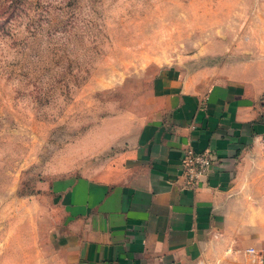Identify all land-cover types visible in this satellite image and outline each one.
Listing matches in <instances>:
<instances>
[{
  "label": "rangeland",
  "instance_id": "rangeland-1",
  "mask_svg": "<svg viewBox=\"0 0 264 264\" xmlns=\"http://www.w3.org/2000/svg\"><path fill=\"white\" fill-rule=\"evenodd\" d=\"M166 75L264 95V0H0V264H61L54 182L116 166Z\"/></svg>",
  "mask_w": 264,
  "mask_h": 264
},
{
  "label": "crops",
  "instance_id": "crops-1",
  "mask_svg": "<svg viewBox=\"0 0 264 264\" xmlns=\"http://www.w3.org/2000/svg\"><path fill=\"white\" fill-rule=\"evenodd\" d=\"M165 77L116 166L54 182L61 264H253L250 246L264 256V95ZM189 148L216 156L197 188L183 173Z\"/></svg>",
  "mask_w": 264,
  "mask_h": 264
},
{
  "label": "built area",
  "instance_id": "built-area-1",
  "mask_svg": "<svg viewBox=\"0 0 264 264\" xmlns=\"http://www.w3.org/2000/svg\"><path fill=\"white\" fill-rule=\"evenodd\" d=\"M215 161L216 156L210 150L197 153L189 148L185 153L182 165L187 185L197 188L201 179L208 175ZM245 253L250 256L253 264H264V256L257 248L250 246Z\"/></svg>",
  "mask_w": 264,
  "mask_h": 264
}]
</instances>
